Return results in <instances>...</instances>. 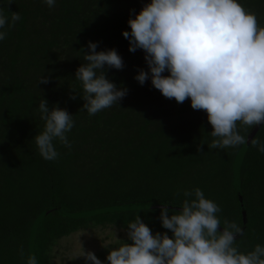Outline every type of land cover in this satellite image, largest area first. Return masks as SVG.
<instances>
[{
  "label": "trees",
  "instance_id": "16d2710c",
  "mask_svg": "<svg viewBox=\"0 0 264 264\" xmlns=\"http://www.w3.org/2000/svg\"><path fill=\"white\" fill-rule=\"evenodd\" d=\"M150 0H56L49 8L41 0H13L5 12L21 19L0 41V264H23L30 254V232L39 222L33 254L37 264L52 263V249L62 239L96 228L127 231L140 215L155 232L159 209L126 207L171 203L179 205L184 190L200 188L221 209L225 220L241 228V213L232 181L233 162L241 146L209 150L211 126L203 110L190 101L163 97L150 81L133 77L147 66L142 50L128 51L122 31L129 30L130 12ZM264 27V0H239ZM97 51L115 48L121 70L107 69V78L128 89L118 102L93 116L81 111L84 101L75 70L85 63L87 42ZM167 75V73H164ZM47 77L48 83L38 79ZM75 96V99L71 97ZM74 115L67 134L71 150L54 142L58 158L45 161L33 137L43 130L37 111L40 99ZM250 128L238 123L246 136ZM253 139L264 141V125ZM200 149L197 151V149ZM247 225L235 246L241 253L264 246V154L249 144L239 168ZM113 212L72 218L95 210ZM119 209V210H118ZM123 209V210H122ZM176 211V210H175Z\"/></svg>",
  "mask_w": 264,
  "mask_h": 264
},
{
  "label": "clouds",
  "instance_id": "9594fccd",
  "mask_svg": "<svg viewBox=\"0 0 264 264\" xmlns=\"http://www.w3.org/2000/svg\"><path fill=\"white\" fill-rule=\"evenodd\" d=\"M49 8L56 0H41ZM13 0H0V41L21 19L19 13L5 12ZM128 29L122 36L128 51L142 50L147 70L138 69L133 77L141 86L150 81L160 94L177 103L190 101L193 110H203L211 126L209 150L237 148L250 143L264 154V141L242 136L241 126L264 125V27L254 13L239 0H150L139 12H130ZM99 42H87L82 63L74 73L83 101L81 111L93 116L118 105L128 93L106 76L107 69L121 70L122 57L115 48L97 51ZM167 73V75H164ZM47 84V77L38 79ZM75 99V96L71 97ZM37 111L43 130L33 139L38 154L54 161L59 142L71 150L67 134L74 127L73 116L65 109L41 98ZM200 149L198 148L197 151ZM180 210L162 203L159 221L168 232L153 233L136 215L127 223L126 237L131 243L112 248L107 264H264V246L241 253L235 246L242 229L236 222L221 220L220 207L196 187L182 192ZM218 227L220 230H218ZM117 239V238H116ZM107 248V247H106ZM23 264H37L28 254ZM85 264H105L91 251L83 252Z\"/></svg>",
  "mask_w": 264,
  "mask_h": 264
},
{
  "label": "rangeland",
  "instance_id": "374dc122",
  "mask_svg": "<svg viewBox=\"0 0 264 264\" xmlns=\"http://www.w3.org/2000/svg\"><path fill=\"white\" fill-rule=\"evenodd\" d=\"M126 239V231L107 227L75 233L60 240L54 246L51 264H85V259L81 256L82 251L93 252L98 259L107 264L108 252L123 243L119 241ZM125 243H131V241Z\"/></svg>",
  "mask_w": 264,
  "mask_h": 264
},
{
  "label": "water",
  "instance_id": "95a60500",
  "mask_svg": "<svg viewBox=\"0 0 264 264\" xmlns=\"http://www.w3.org/2000/svg\"><path fill=\"white\" fill-rule=\"evenodd\" d=\"M261 126L262 125H255L249 130V132L245 136L246 138H248L249 142H250L251 139L254 138L255 134L257 133V131L260 129ZM249 144L250 143H245L244 145H241V148L238 151V153H237V155H236V157L234 159V162H233L232 181H233V185H234L235 190H236L237 200H238L239 207H240L241 229H242V233H241L240 236L236 237V241L241 239V237L243 236V234L245 232L246 225H247L245 206H244L243 196H242V193H241L240 188H239V179L238 178H239V168L241 166L242 159H243V157H244V155L246 153V150H247ZM161 206H162V204L142 205V206H137V207H126V208H123V209L124 210L160 209ZM167 207L170 210H176V211L180 210V206L176 205V204H168ZM53 210L60 211V210L54 209V208L48 209V210L42 212L37 217V219L35 220V222L32 225L31 232H30V242H29V250H30V254H32V255H34L33 254L34 239H35V234H36V230H37L38 224L42 220L43 217H45L49 212H51ZM113 211H114V209H102V210H95V211H91V212L80 214V215H70V217H72V218L90 217V216H94L96 214L106 213V212H113ZM218 230H220L219 227H218Z\"/></svg>",
  "mask_w": 264,
  "mask_h": 264
},
{
  "label": "flooded vegetation",
  "instance_id": "af4514ba",
  "mask_svg": "<svg viewBox=\"0 0 264 264\" xmlns=\"http://www.w3.org/2000/svg\"><path fill=\"white\" fill-rule=\"evenodd\" d=\"M128 240L126 239V240H121V241H119V242H127ZM118 243V242H117ZM52 251H53V249H52Z\"/></svg>",
  "mask_w": 264,
  "mask_h": 264
}]
</instances>
